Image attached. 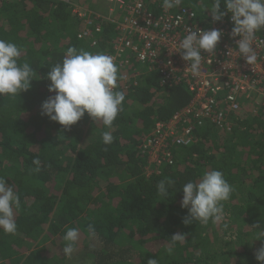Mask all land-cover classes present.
I'll return each instance as SVG.
<instances>
[{
    "label": "trees",
    "instance_id": "16d2710c",
    "mask_svg": "<svg viewBox=\"0 0 264 264\" xmlns=\"http://www.w3.org/2000/svg\"><path fill=\"white\" fill-rule=\"evenodd\" d=\"M88 0L79 6L91 9ZM128 1V0H125ZM159 12L163 0H148ZM214 0H183L201 24L213 23ZM69 0H0V39L22 50L18 63L37 73L19 96H0V176L14 184L21 201L16 234L0 230V264H261L264 246V109L253 114L243 103L231 115V130L211 125L195 130L196 141L174 147L172 164L147 174L142 143L158 121L184 108L191 95L183 85H161L157 73L123 91V111L114 121L111 145L104 128L87 114L70 129L41 114L50 95L48 72L69 48L108 53L114 24L102 23L96 45L80 40L82 19ZM221 10H224L223 4ZM215 23V22H214ZM40 160V171H30ZM152 169L154 166L151 167ZM219 170L235 191L224 202L220 223H183L182 187L204 172ZM171 182L167 197L157 191ZM94 225L96 238L87 227ZM259 225V227H255ZM68 228H78L77 251L62 253ZM176 233L185 242L171 245ZM169 247L172 251L169 252Z\"/></svg>",
    "mask_w": 264,
    "mask_h": 264
},
{
    "label": "clouds",
    "instance_id": "9594fccd",
    "mask_svg": "<svg viewBox=\"0 0 264 264\" xmlns=\"http://www.w3.org/2000/svg\"><path fill=\"white\" fill-rule=\"evenodd\" d=\"M182 3L183 0H163L162 7L169 10L180 7ZM211 13L214 22H219L231 14V34L233 37H239L235 49L237 55L250 65L256 63L258 54L254 41L256 34L264 30V0H214ZM223 35L222 30L215 28H187L186 34L178 43L179 50L176 51L181 53L182 60L188 63L185 71L199 77L204 61L202 51L214 53ZM259 43L264 45V41ZM21 55L19 46L0 39V96L16 97L30 89L33 76L37 73L29 63H18ZM47 79L50 81L48 91L54 95L42 102L43 116L65 129H70L87 114L95 123L99 121L107 129L101 134L102 143L111 145L114 142L112 129L114 121L123 111L125 94L115 90L118 88L120 74L113 56L69 48L62 62L50 69ZM33 164L36 167L30 171L38 173L41 170L40 160L35 159ZM171 187V182L160 181L157 191L161 196L167 197ZM234 191L235 188L219 170L206 171L198 181L186 182L182 187L181 207L187 209L188 214L183 223L187 225L196 221L206 225L209 221L222 222L226 215L224 202L231 198ZM20 208V196L14 184L9 185L6 179L0 176V230L5 234H16V214ZM87 232L90 239L96 238L94 225L89 224ZM260 232L264 233V230ZM79 239L78 228L66 230L62 247L66 258L70 259L77 251ZM185 239L184 234L176 233L170 239L171 245L174 247L177 243L185 242ZM168 251L171 252L172 247H169ZM256 259L264 264V246L257 251ZM147 264H158V260L149 259Z\"/></svg>",
    "mask_w": 264,
    "mask_h": 264
},
{
    "label": "built area",
    "instance_id": "2783aa9c",
    "mask_svg": "<svg viewBox=\"0 0 264 264\" xmlns=\"http://www.w3.org/2000/svg\"><path fill=\"white\" fill-rule=\"evenodd\" d=\"M106 1L116 3L120 11V17L112 22L116 36L111 41V51L106 53L115 58L119 67L118 87L136 86L142 76L157 73L161 85H183L191 95L184 108L168 120L158 121L151 135L142 143L148 175L161 165H171L172 149L195 142L196 129L211 125L222 132H229L231 115L240 113L243 103L253 114L263 111L264 45L259 42L264 41V30L256 34L254 47L258 60L250 65L235 50L239 37L231 34L230 13L221 21L206 25L199 23L195 13L182 5L155 12L149 9L148 0ZM72 6L73 13L83 20L77 38L95 46L96 36L107 20L77 4ZM187 28H215L224 33L214 53L202 51L204 61L199 77L185 71L188 63L182 60L181 53L176 52Z\"/></svg>",
    "mask_w": 264,
    "mask_h": 264
},
{
    "label": "rangeland",
    "instance_id": "374dc122",
    "mask_svg": "<svg viewBox=\"0 0 264 264\" xmlns=\"http://www.w3.org/2000/svg\"><path fill=\"white\" fill-rule=\"evenodd\" d=\"M87 5L91 10L96 11L97 14L102 16L105 20L113 22L120 17L116 3H109L106 0H88Z\"/></svg>",
    "mask_w": 264,
    "mask_h": 264
},
{
    "label": "crops",
    "instance_id": "0c3cea01",
    "mask_svg": "<svg viewBox=\"0 0 264 264\" xmlns=\"http://www.w3.org/2000/svg\"><path fill=\"white\" fill-rule=\"evenodd\" d=\"M73 4H77V5H80L79 4V0H70ZM82 7V6H81ZM86 9V8H85ZM88 10V9H87ZM91 12H93V13H95V14H97L96 13V11H94V10H91V9H89ZM98 16H100L99 14H97ZM102 17V16H101Z\"/></svg>",
    "mask_w": 264,
    "mask_h": 264
}]
</instances>
